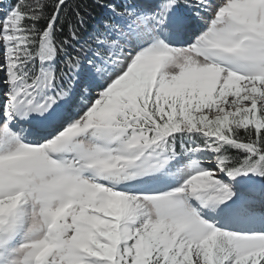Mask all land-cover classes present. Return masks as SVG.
<instances>
[{
  "label": "snow or ice",
  "instance_id": "snow-or-ice-1",
  "mask_svg": "<svg viewBox=\"0 0 264 264\" xmlns=\"http://www.w3.org/2000/svg\"><path fill=\"white\" fill-rule=\"evenodd\" d=\"M0 264H264V0H0Z\"/></svg>",
  "mask_w": 264,
  "mask_h": 264
}]
</instances>
